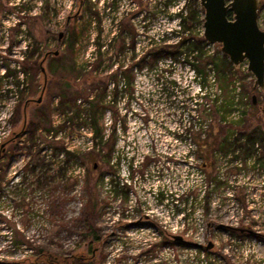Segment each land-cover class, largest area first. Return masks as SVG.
I'll return each instance as SVG.
<instances>
[{"label":"rangeland","instance_id":"rangeland-1","mask_svg":"<svg viewBox=\"0 0 264 264\" xmlns=\"http://www.w3.org/2000/svg\"><path fill=\"white\" fill-rule=\"evenodd\" d=\"M142 1L150 9V0ZM174 1L157 15L152 10L146 28L140 30L141 16L132 17L129 0H119L111 9H106V0H0V58L14 59L12 67L21 70L27 52L32 50L30 92L35 98L45 84L38 63L46 51L57 48L59 32L65 31L59 54L48 55L44 62L48 79L42 100L33 103L34 121L40 120L33 154L42 158L44 150L36 146L38 141L40 146L45 147V141L59 147L58 135L54 141L47 140L45 131L62 123L68 124L65 137L73 150L65 176H59L57 160L54 168L50 166L47 187L34 184L27 186L28 193L17 188L0 194V264H44L48 254L60 259L67 255L91 258L95 248V261L77 264H264L261 208H249V190L238 185V155L245 161L254 152L249 147H220L233 132L235 138L231 139L238 136L239 144L246 142L242 133H250L253 127L264 142V88L252 90L255 75L244 64L232 68L228 82L220 78L212 60L225 54L218 42L204 44L202 54L186 63L166 56L158 59L157 70L149 67L154 51H177L188 33L204 37L205 8L201 1ZM185 1L189 9L197 8L201 14L200 20L189 24L190 31L180 34L175 12ZM259 23L264 28V0L259 7ZM126 29L128 33L133 31L137 47L145 50L147 63L142 68L129 64L132 78L121 90L116 105L125 123L118 120L114 126V115L112 122L104 95L113 90L111 82L119 77L122 61H129L128 51L122 49L121 32ZM116 31L121 41H116L112 49L100 47L102 40L106 42ZM157 35L161 39L150 44L149 37ZM89 61H94L93 65ZM212 69L222 87L217 102L211 93L216 90L209 76ZM238 79L249 97L244 116L239 118L238 112L234 114L238 100L232 87L235 81L238 85ZM200 84L209 90L204 97ZM66 93L75 96V101L68 102L73 106L89 102L90 95V100L104 97L95 115L103 131L110 133L108 143L93 147L90 124L78 126L91 121L89 115L77 118V110L68 104L62 109ZM253 93L257 94L256 104ZM206 101L211 109H206ZM44 112L48 119L43 118ZM259 151L264 159V143ZM206 178L214 187L208 185L203 203L195 198L191 205V196L201 197ZM111 180L125 182V200L114 202ZM232 189L234 196L229 195ZM155 191L169 201L171 191L177 194L178 223L175 217L169 219L171 209L157 202ZM117 192L121 196L122 191L117 188ZM144 206L154 211L149 217L144 216ZM139 217L146 223L138 224ZM246 217L253 219L251 225L245 222ZM165 232L177 233L184 240L172 246L161 239ZM209 241L214 246L206 249ZM196 243L204 247H194Z\"/></svg>","mask_w":264,"mask_h":264},{"label":"flooded vegetation","instance_id":"flooded-vegetation-1","mask_svg":"<svg viewBox=\"0 0 264 264\" xmlns=\"http://www.w3.org/2000/svg\"><path fill=\"white\" fill-rule=\"evenodd\" d=\"M145 9V4L141 1L139 8L132 12V17L134 18L139 13L143 15ZM158 12L157 10L154 14L157 15ZM228 17H233L232 11L228 12ZM146 20L147 18L145 16L141 18L143 24L142 29H145L147 26ZM132 29H134V27ZM129 35L133 37L132 30H130ZM29 47L28 45V49ZM32 55V50H29L27 52V61L21 66V70L12 67V61L14 59H10L4 55L3 59L0 58V71L2 72V68H4L3 74L0 75V194L5 190H14L17 188L18 191H20L19 185L34 186V184H36L44 188L51 182L49 174L51 163L43 158H35L33 154V149L35 148V119L33 111L35 97L33 93L30 92L33 87V85L30 84L34 65ZM133 55L134 58H136V55ZM144 60L145 55L139 57L138 63L141 64ZM15 62L17 63V61ZM21 73L25 75L22 79L20 78ZM8 81L10 83H8ZM65 164L66 162L63 165H59V176H65ZM18 165L19 168H17ZM15 168L16 170L13 171ZM59 188L63 189V186L60 184ZM157 196L158 202L162 203V205H166L167 203L171 204L172 210L177 204V195H174L173 191H171V201H169V198L164 197V194H157ZM112 197L115 200L114 202H116V200L120 202L126 199L125 196L122 199L119 198L117 187L114 185L113 181ZM144 216L149 217V215ZM137 221L138 224L146 223L140 217ZM112 236H114V234H112ZM176 236H178L177 233L169 234L165 232L161 239L165 241V243L177 246L179 240L176 239ZM97 252L98 248H95L93 257L91 258L85 255H67L63 259L56 260L55 263L71 264L73 260L83 262L89 260L95 261L97 259Z\"/></svg>","mask_w":264,"mask_h":264},{"label":"built area","instance_id":"built-area-1","mask_svg":"<svg viewBox=\"0 0 264 264\" xmlns=\"http://www.w3.org/2000/svg\"><path fill=\"white\" fill-rule=\"evenodd\" d=\"M119 0H106V3H107V8L111 9L112 7H114V3L117 2L118 3ZM130 1V9H132L131 11L133 12L134 10L138 9L139 8V5H140V1L139 0H129ZM142 1V0H141ZM175 1L174 0H155V5L152 4V0L149 1V8L150 9H145L144 11V14H140L139 15L141 16V18L143 16H145L147 18L146 20V24L147 22L150 20V17H147L148 14H151L152 10L155 11H159L161 12L162 10H165L167 5L169 4L168 7H170V4L174 3ZM186 1L184 3V5L182 6V8L178 9L175 14L177 16V19H178V22H179V27L181 28V15L179 14V12H182L184 11L185 13H187V7H186ZM133 7V8H132ZM146 8V6H145ZM153 12V13H154ZM158 12V13H159ZM130 13V12H129ZM172 15V14H171ZM114 19V18H113ZM143 25V24H142ZM140 30H144L142 28H140ZM179 30V29H178ZM177 30V31H178ZM166 31H164L162 33V38L165 37V33ZM168 32V31H167ZM130 33V31H129ZM127 29L123 31V33L121 32V34L123 35V43H122V49H126V51H128L129 53V57H128V60L129 61H122V69L120 68L119 69V77L117 78V81L116 80H113L111 82L112 84V87H113V90H109L108 92L106 91V94L105 96H107V102L110 104L109 106L107 107H110L108 108V111L111 115V120L113 122V117H112V114L114 112V109L118 110V108H116V105H117V101H118V98L121 96L120 95V92L121 90H124V88L128 87V79L127 77L125 76L124 72H123V67H125L126 69L128 68L129 64L132 62V66H136V68L138 67L139 68V65H146L147 61H146V53H145V50L142 49V47H137V42L134 40V37H132L131 35H129ZM117 36V38H116ZM160 37L157 35V36H154V37H149V43L150 44H154L157 42V39H159ZM107 41L104 42L100 45V47L102 48H109V49H112L114 46H115V43L117 45V42L121 41L119 35H118V31H116L115 35H113V37H107L106 38ZM161 39V38H160ZM159 39V40H160ZM158 40V41H159ZM117 41V42H116ZM211 43L208 42V45H210ZM145 45V44H144ZM143 45V47H145ZM136 49L139 50L140 52H136ZM136 55V58H134V55ZM133 56V60L130 61V56ZM143 55H145V60L143 61V63L139 64L138 63V60H139V57H142ZM246 65L248 67V60H244L243 62H241L239 65ZM238 65V66H239ZM117 66H119V64H117ZM124 68V69H125ZM142 68V67H141ZM22 75V77H21ZM20 75V78L22 79L23 78V73H21ZM210 78L212 81H214V83H216V87H215V91L211 92L212 95L214 97H216L215 99V102L219 101V96L218 94L222 93V87L220 85L217 84V76L215 74V69H212L211 73H210ZM236 83L233 85L232 84V87L234 86V92L236 94L237 92V95H236V100H238V108H236L237 110L234 112V114H237L238 112V118L241 116H244V112L246 111L247 109V106L249 104V97L247 96V94H245L244 90H243V87L241 85V81L238 79V85H237V81H235ZM200 86V92L203 93V97L205 95H207V92L209 91L208 90V87L207 86H203L202 84L199 85ZM118 92V93H117ZM91 96V95H90ZM89 98H93V95L92 97ZM128 97V96H126ZM87 101H83V105L81 103V106L82 107H86V106H89L90 105V102H87ZM206 104H207V108L206 109H210L211 108V103L209 101H206ZM237 104V103H236ZM106 107V108H107ZM105 108V109H106ZM77 113V112H76ZM65 114V113H63ZM84 115V113H82ZM82 114H77V118L79 116H82ZM114 115V114H113ZM86 118L87 116L84 115ZM90 118V116H89ZM122 117L119 116L116 120V122L114 121V126H116L117 124V121L119 120V123L122 124V120L124 121V117L121 119ZM75 119H76V115H74L72 117V120L75 122ZM91 119V118H90ZM115 120V119H114ZM63 122H66L65 119L62 120ZM69 123H70V120H69ZM125 123V121H124ZM90 124V125H88ZM68 124H60V127H53L52 129H48L45 131V136H46V139L47 140H55L57 138V135H58V139H60V144H59V147H56V148H53L51 146H49V143H45L44 141V144H45V147L44 146H40V141H38L36 143V146L40 147L39 149H42L43 148V154H42V158L43 159H46V161H48L49 163H51V166L53 165V168L55 167V161L57 160V164L58 166L60 164H65V168H66V171H65V175L67 174V172H69V163L72 161L71 159V154L73 150H70V148L67 146V140H66V137H65V134H66V127H67ZM84 125H88V127L91 129V131L93 132V140H92V144H93V147H100V142H98L99 140V137L98 136H95V130L93 128V125L91 123V121H88L87 124H78V126H84ZM121 126H125V125H121ZM114 129V127H113ZM103 131V130H102ZM103 133L105 134V139L108 140V137L110 136V133L109 131L108 132H104ZM61 138H64L63 141L61 140ZM98 142V143H97ZM263 143L261 140H258L255 144V148H254V155L253 156H250L248 157L245 161L242 159L241 156L238 155V160H236V162L238 163V185L241 184L242 186H245L246 189L248 188L249 190V194L246 195V200H247V205L249 208H253V207H260L261 209V215H262V218L264 219V159H261L259 157V155L261 154L260 151H259V147H262L263 146ZM42 144V143H41ZM259 157V158H258ZM228 158H232L231 155L228 156ZM69 159V160H68ZM130 169V167H129ZM130 175V173H129ZM235 178V177H234ZM112 181L114 182V185L119 189L121 190V196L119 195V198L122 199L123 198V191L124 189H126V185H125V182L124 181H116V180H111L110 182V189L112 190ZM203 184H204V189L202 190L201 192V197H196V196H191L189 201H190V204H195V198L198 200H201V202L203 203L202 201V198L203 196L207 193V191L210 189V188H213L214 187V183L210 182V184L207 183V178H206V181L204 180L203 181ZM208 185L210 186V188H208ZM20 187V191L21 193H28L30 190H28L29 188L26 186V185H19ZM233 192L230 191L229 195L230 196H234V190L232 189ZM166 192V191H165ZM229 192V191H228ZM157 192L155 191V195L157 196ZM132 195V193H131ZM177 195V194H176ZM167 197V196H166ZM146 198V197H145ZM158 202V201H157ZM147 201H145V205H146ZM177 204L174 206L173 210H172V207H171V204L167 203L165 205V207H168L171 209V215L169 216V219H171L172 217H175V222L178 223V212L179 210L177 209V207L179 206V198H177ZM254 210V209H252ZM143 213L144 215H149L150 216V213L151 212H154L153 210H150L144 206L143 207ZM181 211V209H180ZM184 211V210H183ZM127 212V216L129 215V210L126 211ZM121 215V213L119 212L118 213V216ZM248 215V214H247ZM250 215H253L250 213ZM245 217V216H243ZM252 221L253 219L249 218V217H246L245 219V222L248 223V225H251L252 224ZM235 223L238 224V220L235 221ZM249 231H253L252 229H249ZM179 235V234H178ZM180 242V241H179ZM178 242V243H179ZM175 255V253H174ZM192 257H194V254H192ZM198 261V260H197ZM178 262V261H177Z\"/></svg>","mask_w":264,"mask_h":264},{"label":"water","instance_id":"water-1","mask_svg":"<svg viewBox=\"0 0 264 264\" xmlns=\"http://www.w3.org/2000/svg\"><path fill=\"white\" fill-rule=\"evenodd\" d=\"M205 8L204 13V37L210 43H221L222 51L228 55L235 66L244 60H248V69L255 75V88H264V28L259 23V7L261 0H200ZM232 11L233 17H228ZM65 34L59 32L58 45L54 50H48L40 60V68L45 76V84L41 94L35 101L42 100L48 79L47 69L44 65L48 55L59 54V45ZM253 103H257V94L252 95ZM176 239L183 241L181 235ZM214 244L209 241L205 246L211 249ZM194 247H204L194 244ZM50 263L60 260L52 254L47 255ZM58 262V261H57Z\"/></svg>","mask_w":264,"mask_h":264},{"label":"trees","instance_id":"trees-1","mask_svg":"<svg viewBox=\"0 0 264 264\" xmlns=\"http://www.w3.org/2000/svg\"><path fill=\"white\" fill-rule=\"evenodd\" d=\"M186 7H187V13H185L184 11L182 12H179V14L181 15V28L177 31L178 33L181 34V32H186V31H190V25L189 24H193L195 21L197 20H200L199 17H200V10L199 9H192L188 7V4H186ZM204 44H208V41L205 39V37H199V38H195L193 33H188L185 37L182 38L181 40V43L178 45V49L177 51H167L165 49H162L160 51H154L152 54H153V59L151 60V65H148L149 67H151L152 69L154 70H157V67H158V59L159 58H166V56L168 57H174L175 60H181L183 61L184 63H186V61H190V58L192 56L194 57H197L200 56L203 52V47H204ZM169 47H171L170 45H167ZM213 60V63H214V66L217 68V71H218V74L220 76V78H222L224 81H229L230 79V75H229V72L231 71L232 72V68L235 67V65L232 63V61L229 59L228 55L227 54H223V56L221 57H215L212 59ZM27 61V59H26ZM91 62L90 65H93L94 61H89ZM39 66H40V63H38ZM143 65H139V67L141 68ZM122 69V67H120ZM124 71V74L125 76L127 77L128 79V84L130 83L129 80H131L132 76H130L129 74V69L125 68L123 69ZM114 77V76H113ZM115 80L118 78V76H115L114 77ZM117 81V80H116ZM175 82V81H174ZM174 89V87L172 88ZM255 86L253 85V91H255ZM118 93V92H117ZM172 93V91H170L168 93V96H170ZM105 97V95H104ZM96 98V99H89L88 98V101L90 102V105L89 106H86V107H82L81 105H77V106H73L71 104H68L69 100L72 102V101H75L76 98L75 96L74 97H71L68 93L64 94L63 95V99L61 101V107L62 109L65 108V106L68 104V105H71L73 106L77 111V114H82L84 113V115H89L90 118H91V123L93 125V128L95 130V136H98L99 137V140L98 142L101 143H108L107 140L104 138L105 137V134L103 133V129L102 127H100L99 125V118L96 117V109L98 108L99 104H100V101H102V99L104 98ZM66 98V99H65ZM68 98V99H67ZM70 98V99H69ZM233 102V101H232ZM76 104V102H75ZM256 104V103H254ZM106 107V106H105ZM211 109V108H210ZM93 111V113H92ZM208 112V111H207ZM206 112V113H207ZM114 119H115V122L117 120V118L119 117V112L117 110L114 109ZM42 115V114H41ZM43 118L45 119H48V113L47 112H44L43 113ZM35 126H34V129H36V126L38 125L37 123H40V120H38V122H35ZM232 125V124H230ZM229 125V126H230ZM233 127V126H231ZM232 129V128H231ZM35 132V130H34ZM232 133V132H231ZM234 132L232 134H230L227 139L225 138L224 140H222L220 142L221 144V148L225 149V148H228L229 146L231 147H236V146H240V147H249L253 150L254 152V148H255V144L256 142L262 138V136L260 135V133L258 132V130L256 129V127H253V129H250V133H242L244 134V137L243 139H246L247 141L246 142H242V143H238V136L236 137V139H231L232 138H235L234 137ZM35 135V134H34ZM114 135V133L112 134ZM229 138V139H228ZM224 141V142H223ZM97 142V143H98ZM111 150V149H110ZM69 160V159H68ZM43 257V256H42ZM41 257V258H42ZM40 258V259H41ZM45 259V262L44 264H50L48 259H47V256H44ZM90 261H93V260H89V261H85V262H90ZM78 262H82L84 263L83 261H78V260H73L71 264H77ZM53 264H56V263H53Z\"/></svg>","mask_w":264,"mask_h":264},{"label":"crops","instance_id":"crops-1","mask_svg":"<svg viewBox=\"0 0 264 264\" xmlns=\"http://www.w3.org/2000/svg\"><path fill=\"white\" fill-rule=\"evenodd\" d=\"M241 192V191H240ZM241 197L243 198V196L241 195Z\"/></svg>","mask_w":264,"mask_h":264}]
</instances>
